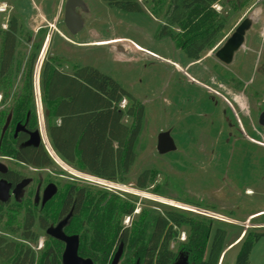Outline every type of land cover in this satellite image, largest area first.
Wrapping results in <instances>:
<instances>
[{
	"label": "rangeland",
	"instance_id": "1",
	"mask_svg": "<svg viewBox=\"0 0 264 264\" xmlns=\"http://www.w3.org/2000/svg\"><path fill=\"white\" fill-rule=\"evenodd\" d=\"M83 1L86 11L80 8L77 11L84 28L76 35L65 24L67 0H0V5L8 6L7 13H0L1 26L4 29L13 17L17 18L25 34L33 38L31 43H22L25 48L21 47V51L28 54L34 43L45 39L34 77L38 125H42L44 133V112L36 81L44 62L55 61L69 73L75 65L91 66L114 78L144 105L138 158L128 181L114 182L121 191L97 185L87 178L89 174L62 160L60 163L54 155L55 164L47 169L23 166L0 155V162L9 169L33 179L25 197L30 195L34 203L39 183L43 188L53 183L62 193L67 185L76 183L134 200L135 215L125 218V226H130L142 209L163 210L171 202L194 208L213 220L214 228L226 229V248L237 244L246 233H264V127L258 124V116L264 110V0H253L244 8L239 0H224L225 7L218 4L219 12L226 18L225 31L198 61L188 60L172 39L159 37L164 20L151 15L149 6L146 13L135 14L113 8L107 0ZM249 17H255L256 21L246 35L244 47L231 65H223L216 52ZM118 39L124 43L95 44ZM132 44L157 57L135 50ZM20 77L21 74L14 78V86L20 84ZM2 94L0 91V110L11 102L9 99L3 104ZM129 104L125 99L120 106L126 110ZM125 122L130 124L131 119L125 117ZM163 132H170L177 146L175 152L159 154L158 136ZM45 143L47 149L49 144ZM146 169L158 173L155 185L164 194L156 193L155 185L147 190L137 188V177ZM14 202L13 198L11 206L2 211L0 235L24 244L19 233L8 229L20 228L24 218V208ZM58 202L50 208L53 224L58 223L55 222ZM39 233V242L32 244L36 251L41 250L40 241L45 243L47 239L45 232ZM213 235L214 232L210 243ZM187 237V230L182 229L173 250L179 252V243H184ZM240 250L241 244L229 249L222 264H236ZM250 264H264V236L255 244Z\"/></svg>",
	"mask_w": 264,
	"mask_h": 264
},
{
	"label": "trees",
	"instance_id": "2",
	"mask_svg": "<svg viewBox=\"0 0 264 264\" xmlns=\"http://www.w3.org/2000/svg\"><path fill=\"white\" fill-rule=\"evenodd\" d=\"M223 1L107 0L111 7L128 13H146L149 6L151 15L164 20L159 37L172 39L190 61L200 60L224 33L226 18L214 7H225ZM252 1L239 0L240 7ZM233 7L236 9V4ZM32 39L17 18L9 21L7 29L0 22L1 102L11 99L10 105L0 110V155L19 164L47 169L55 162L46 147H23L28 135L19 133L15 137L19 124L30 131L39 129L34 77L45 39L34 43L29 54L21 51L22 43H31ZM20 74V84L14 86V78ZM39 86L47 137L57 157L95 178L126 183L138 158L144 105L114 78L91 66L75 65L69 73L55 61L46 60L40 70ZM125 99L130 103L126 110L120 107ZM9 114L11 124L2 139ZM125 117L131 119L130 124ZM157 176L153 169L142 171L136 180L137 188L147 190L155 185ZM6 178L17 184L25 176L11 170ZM154 191L164 194L156 185ZM57 200L55 222L73 214L66 233L80 237L79 255L95 264H111L121 244L124 254L120 264H174L182 252L189 255V264H219L225 251L228 232L222 227L214 228V221L209 218L165 204L163 210L142 209L131 225L125 226V218L135 215L134 200L109 190L71 183L64 193L58 190L44 207L32 203L30 195L14 200L15 206L24 208L23 222L20 228H9L10 224L7 227L12 233H19L25 243L0 235V264H62L64 243L46 235L51 225L58 224L50 220V208ZM11 204L0 203V220L3 209ZM182 229L187 230L188 237L179 243L176 252L172 245L179 241ZM39 231L45 232L47 239L44 247L36 251L32 244L39 242ZM263 236L264 233L253 231L244 235L236 264H250L252 250Z\"/></svg>",
	"mask_w": 264,
	"mask_h": 264
},
{
	"label": "water",
	"instance_id": "3",
	"mask_svg": "<svg viewBox=\"0 0 264 264\" xmlns=\"http://www.w3.org/2000/svg\"><path fill=\"white\" fill-rule=\"evenodd\" d=\"M86 11V5L83 0H67L65 5V24L71 34L76 35L81 32L84 28V21L81 15L78 13V9ZM255 17L246 18L235 30L232 36L223 44V46L216 52V58L224 63L230 65L234 61L235 55L244 47L246 35L255 23ZM45 49V48H44ZM40 66L38 70H40ZM36 81L39 83V74L36 75ZM12 115L10 114L7 118L6 124L3 128L2 136L3 139L6 131L9 128ZM260 124L264 127V112L260 118ZM20 132H25L29 136V140L24 144L23 147H39L40 145L45 146L46 137L40 124L39 129L34 132H29L25 125L19 124L15 130V137ZM177 149L176 143L172 138L170 132H163L158 136L157 150L159 154L166 155L175 152ZM8 167L0 162V174H7ZM31 179H24L21 183L16 185L13 189V184L9 183L6 179L0 177V203L7 204L10 202L12 195L15 196L16 200H20L23 195L25 188L31 183ZM58 194V188L55 184H49L43 192L42 207H44L49 201H51ZM40 192L38 191L35 198V204L37 205L40 201ZM73 214L70 213L65 219L59 222L57 225H51L46 235L58 240L65 245V249L62 255V264H95L90 258H83L79 255L80 248V237L78 235H68L66 228L72 220ZM124 254V245L121 244L113 258L111 264H120ZM174 264H189V255L186 253H180Z\"/></svg>",
	"mask_w": 264,
	"mask_h": 264
},
{
	"label": "built area",
	"instance_id": "4",
	"mask_svg": "<svg viewBox=\"0 0 264 264\" xmlns=\"http://www.w3.org/2000/svg\"><path fill=\"white\" fill-rule=\"evenodd\" d=\"M215 7V9L217 10V11H220V7H219V5L217 4V5H215L214 6ZM8 12V6L6 5V4H1L0 5V13H3V14H5V13H7ZM8 27L5 25L4 26V29H7ZM121 107V106H120ZM45 142H46V140H45ZM48 144H49V146H47V151L49 152V154L51 155V157L53 158V153L55 154V152L53 151V149H52V147H51V145H50V143H49V141H48ZM46 143H45V147H46ZM48 147H50L49 149H48ZM51 149V150H50ZM53 153H52V152ZM56 155V154H55ZM57 156V155H56ZM87 178H89V180H93V182H95L97 185H100V186H104V187H108V188H115V189H119V190H121L122 191V189H121V187L120 186H116L115 184H114V182H109V181H105V180H102V179H99V178H95V177H93V176H89V177H87ZM168 205L169 206H173V207H176V208H179V209H182V210H185V211H189V212H192V213H197V214H199V215H203V216H205V214L204 213H202V212H198V210H196V209H194V208H191V207H189V206H185V205H178V204H175V203H168ZM44 247V243H43V241H40V243H39V249H42Z\"/></svg>",
	"mask_w": 264,
	"mask_h": 264
},
{
	"label": "flooded vegetation",
	"instance_id": "5",
	"mask_svg": "<svg viewBox=\"0 0 264 264\" xmlns=\"http://www.w3.org/2000/svg\"><path fill=\"white\" fill-rule=\"evenodd\" d=\"M222 63V62H221ZM233 63V62H232ZM223 65H225L224 63H222ZM231 65V64H230ZM225 66H229V65H225ZM263 112H264V110L260 113V115L258 116V124H259V126L260 127H262L261 126V124H260V118H261V115L263 114ZM27 129V128H26ZM27 131H29V132H34V131H30V130H28L27 129ZM20 133H25V132H20ZM25 134H27V133H25ZM19 135V134H18ZM28 135V134H27ZM29 137V136H28ZM28 140H29V138H28ZM27 140V141H28ZM26 141V142H27ZM26 142H24L23 144H22V146H24V144L26 143ZM21 165H23V164H21ZM23 166H27V165H23ZM33 168V167H32ZM34 169H36V168H34ZM8 173L7 174H0V177L2 178V179H6L9 183H12V182H10L6 177L9 175V173H10V171L12 170V169H9L8 168ZM24 179H31V178H27L26 176H25V178ZM23 179V180H24ZM22 180V181H23ZM32 181H31V183L28 185V187L27 188H25V190H24V192H23V195H22V197L20 198V200L19 201H21L22 199H23V197L26 195V190L33 184V179H31ZM21 181V182H22ZM21 182H18L17 184H13V189H14V187L16 186V185H18L19 183H21ZM50 184H53V183H50ZM49 185V184H48ZM47 185V186H48ZM46 186V187H47ZM46 187L45 188H43V185H42V183H39L38 184V186H37V189H36V192H35V198H36V194H37V192L39 191L40 192V197H41V199H40V201H39V203L36 205L35 204V200H34V204L36 205V206H40V207H42V197H43V192H44V190L46 189ZM58 188V187H57ZM59 190V189H58ZM14 198V200L15 201H18V200H16V198H15V196L14 195H12V198H11V200H10V202L9 203H7V204H4V205H8V204H10L11 203V201H12V199Z\"/></svg>",
	"mask_w": 264,
	"mask_h": 264
},
{
	"label": "bare ground",
	"instance_id": "6",
	"mask_svg": "<svg viewBox=\"0 0 264 264\" xmlns=\"http://www.w3.org/2000/svg\"><path fill=\"white\" fill-rule=\"evenodd\" d=\"M118 43H124V40H122V39H118V40H112V41H103V42H96L95 44H97V45H113V44H118ZM132 45H133L134 49L137 50V51H139V52L145 53V54L150 55V56L157 57L155 54L150 53L149 51L145 50L144 48H142V47H140V46H138V45H136V44H132ZM124 46H125V45H124ZM158 59H159V58H158ZM160 61H161V60H160ZM171 64H172V63H171ZM177 68H180V67L177 66ZM235 99H236V98H235ZM237 100H238V99H237ZM241 103H242V102H241ZM43 127L45 128V126H43ZM43 133H44V132H43ZM44 135H45V137H46V129H45V133H44ZM46 139H47V137H46ZM46 141H47V143H48V139H47ZM53 155H54V157L57 158V160H59V158H58L54 153H53ZM59 162L62 163L61 160H59ZM260 215H262V213H261V214H256V215L252 216L251 218L253 219V218H255L256 216H260ZM241 240H242V238H240V239L237 241V243H239Z\"/></svg>",
	"mask_w": 264,
	"mask_h": 264
},
{
	"label": "crops",
	"instance_id": "7",
	"mask_svg": "<svg viewBox=\"0 0 264 264\" xmlns=\"http://www.w3.org/2000/svg\"><path fill=\"white\" fill-rule=\"evenodd\" d=\"M44 125H45V122H44ZM45 129H46V127H45ZM46 135H47V131H46ZM47 138H48V137H47ZM48 141H49V140H48ZM49 143H50V142H49ZM242 239H243V238H242ZM241 241H242V240H241ZM239 244H240V242L237 243V244H236V243H235V244H232V245L228 246V248L225 247V251H224V253H223V255H222V258H221L219 264H222V263H223L226 252H227L229 249L235 247L236 245L238 246Z\"/></svg>",
	"mask_w": 264,
	"mask_h": 264
}]
</instances>
